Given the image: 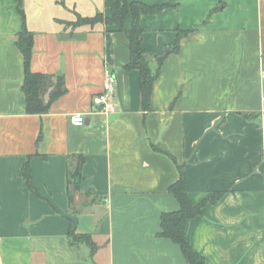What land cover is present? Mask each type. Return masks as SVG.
<instances>
[{
	"label": "crops",
	"instance_id": "0c3cea01",
	"mask_svg": "<svg viewBox=\"0 0 264 264\" xmlns=\"http://www.w3.org/2000/svg\"><path fill=\"white\" fill-rule=\"evenodd\" d=\"M136 1L169 5L140 19L154 69L179 30L200 26L161 62L149 109L139 71L125 68L126 33L68 25L111 17L106 0H24L31 69L61 75L66 88L48 112L30 114L15 43L23 18L16 0H0V264H188L159 235L162 213L180 209L169 191L179 166L194 204L221 193L186 223L205 264H264V0ZM108 73L115 93L103 110L93 98ZM28 157L31 188L20 173ZM72 229L90 236L93 257L70 242Z\"/></svg>",
	"mask_w": 264,
	"mask_h": 264
},
{
	"label": "trees",
	"instance_id": "16d2710c",
	"mask_svg": "<svg viewBox=\"0 0 264 264\" xmlns=\"http://www.w3.org/2000/svg\"><path fill=\"white\" fill-rule=\"evenodd\" d=\"M16 4L23 18V26L15 43L23 55L24 79L22 91L26 98V111L30 114H43L48 112L51 103L66 91L64 79L61 75L56 76L57 78L55 80L53 75L32 71L31 61L34 47V33L30 31L26 25L24 0H16ZM106 4L112 9L111 17H105L101 12H98L92 17L78 15L77 20L73 23H68V25H95L98 22H104L107 25L118 26L121 31L126 33L129 39L130 59L125 68L127 70L137 69L139 71L142 105L144 109H149L154 83L161 74L162 63L157 62V68L154 69V57L150 56L143 46L142 38L144 30L141 26L140 19L142 14L156 13L169 5H148L136 0H106ZM128 15H132L133 17L131 28L125 26V19ZM199 27L200 26H196L188 30H179L177 40L173 46L174 49L178 51L181 40L198 30ZM46 97H48L47 101ZM245 115L247 116V114ZM179 172V179L170 185L169 191L179 201L180 209L174 212L162 213V231L159 235L170 238L177 243L181 247L182 253L188 264H205L204 256L193 248L187 236L186 223L189 219L200 216L203 207L207 203L217 202L221 193H217L211 198L204 199L200 203L194 204L188 194L185 173L182 166H179ZM20 173L31 188L30 157L24 160ZM71 177L73 184H75L76 188H79L84 181L81 175V166L72 173ZM69 235L72 244H76L79 241L87 243L91 248L90 256L93 257L96 245L89 235L77 234L73 229L70 230Z\"/></svg>",
	"mask_w": 264,
	"mask_h": 264
},
{
	"label": "built area",
	"instance_id": "2783aa9c",
	"mask_svg": "<svg viewBox=\"0 0 264 264\" xmlns=\"http://www.w3.org/2000/svg\"><path fill=\"white\" fill-rule=\"evenodd\" d=\"M115 93L114 77L111 73L107 74L105 81V90L103 94L97 95L93 98L94 103L101 105L103 110H108L111 106V99ZM264 104V94L262 96ZM71 122L77 126H83L86 123V118L82 114H76L71 117Z\"/></svg>",
	"mask_w": 264,
	"mask_h": 264
},
{
	"label": "water",
	"instance_id": "95a60500",
	"mask_svg": "<svg viewBox=\"0 0 264 264\" xmlns=\"http://www.w3.org/2000/svg\"><path fill=\"white\" fill-rule=\"evenodd\" d=\"M174 50H175L174 47L171 48V49H166L163 55L157 57L156 61L157 62H163L168 57V55L171 52H173ZM75 191H76V186H75V184H72V187H71V195H74L75 194Z\"/></svg>",
	"mask_w": 264,
	"mask_h": 264
}]
</instances>
